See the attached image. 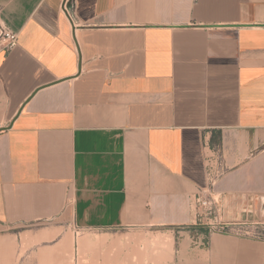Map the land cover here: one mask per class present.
<instances>
[{"label":"crops","instance_id":"crops-1","mask_svg":"<svg viewBox=\"0 0 264 264\" xmlns=\"http://www.w3.org/2000/svg\"><path fill=\"white\" fill-rule=\"evenodd\" d=\"M65 1L0 0V264H264L193 227L264 205V0Z\"/></svg>","mask_w":264,"mask_h":264},{"label":"built area","instance_id":"built-area-1","mask_svg":"<svg viewBox=\"0 0 264 264\" xmlns=\"http://www.w3.org/2000/svg\"><path fill=\"white\" fill-rule=\"evenodd\" d=\"M66 0L64 10L69 13ZM19 42L18 33L6 26L0 27V53H10ZM218 176L209 175V188L202 190L195 199V223L194 228L204 230L207 234L249 235L258 240L264 239L263 229L254 223L252 229L247 228L246 222L229 221L224 217L223 204L212 196V189L217 184ZM255 226V227H254Z\"/></svg>","mask_w":264,"mask_h":264},{"label":"rangeland","instance_id":"rangeland-1","mask_svg":"<svg viewBox=\"0 0 264 264\" xmlns=\"http://www.w3.org/2000/svg\"><path fill=\"white\" fill-rule=\"evenodd\" d=\"M250 215V219L249 221H253L255 223H258V226L261 227V229H263V233H264V205L263 204H259L257 203L254 208H253V212L252 214H248ZM256 215V216H255ZM251 216H255L256 217V220H254L253 218H251ZM254 225V223H252ZM252 224H247V228L250 230V228L252 229ZM255 227V226H254ZM223 236H226L227 239L229 240H237V239H241L243 240L244 242L246 240H252V241H256V242H264L263 240H258L256 238H254L253 236H249V235H245V234H241V235H228V234H221ZM264 247V244L261 245ZM203 247V246H202ZM206 248L208 250H211L212 246H208V244L206 245ZM249 250L252 252V254H254L255 256H257L259 258L260 254H261V250L258 249V248H249Z\"/></svg>","mask_w":264,"mask_h":264},{"label":"water","instance_id":"water-1","mask_svg":"<svg viewBox=\"0 0 264 264\" xmlns=\"http://www.w3.org/2000/svg\"><path fill=\"white\" fill-rule=\"evenodd\" d=\"M71 4H72V3H71L70 0H69V2L67 3V8H68V9L71 8Z\"/></svg>","mask_w":264,"mask_h":264}]
</instances>
